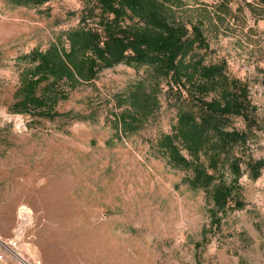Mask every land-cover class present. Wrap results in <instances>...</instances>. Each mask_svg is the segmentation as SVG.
I'll list each match as a JSON object with an SVG mask.
<instances>
[{
	"label": "rangeland",
	"instance_id": "rangeland-1",
	"mask_svg": "<svg viewBox=\"0 0 264 264\" xmlns=\"http://www.w3.org/2000/svg\"><path fill=\"white\" fill-rule=\"evenodd\" d=\"M83 6L0 0V264H264V167L239 178L244 207L212 222L203 191L152 147L175 119L163 94L138 132L112 127L113 96L143 67L102 70L60 99L53 118L13 111L19 56L80 25ZM239 15L210 33L206 59L247 81L259 124L239 154L264 159V16L246 6Z\"/></svg>",
	"mask_w": 264,
	"mask_h": 264
},
{
	"label": "trees",
	"instance_id": "trees-1",
	"mask_svg": "<svg viewBox=\"0 0 264 264\" xmlns=\"http://www.w3.org/2000/svg\"><path fill=\"white\" fill-rule=\"evenodd\" d=\"M3 1L38 6L51 0ZM83 1L80 25L19 56L24 65L13 111L53 118L60 114L54 109L60 99L102 70L120 63L143 67L125 95L113 96L116 133L138 132L159 112L163 94L175 119L152 147L185 171L188 188L203 191L212 222L243 208L239 178L247 172L256 179L264 167V159L239 154L258 127L257 107L247 81L233 75L224 59L207 60L206 52L210 33L227 27L230 18L244 21L243 6L256 20L264 16V0L235 9L234 0Z\"/></svg>",
	"mask_w": 264,
	"mask_h": 264
}]
</instances>
